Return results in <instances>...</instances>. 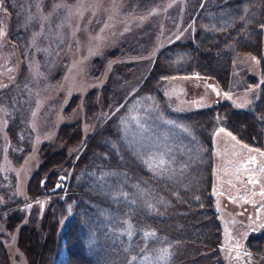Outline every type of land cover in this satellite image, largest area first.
I'll list each match as a JSON object with an SVG mask.
<instances>
[{"label": "rangeland", "instance_id": "rangeland-1", "mask_svg": "<svg viewBox=\"0 0 264 264\" xmlns=\"http://www.w3.org/2000/svg\"><path fill=\"white\" fill-rule=\"evenodd\" d=\"M11 1L19 12L24 50L22 54L9 39L11 14L4 0H0V91L16 86L19 95L31 96L26 129L33 140L24 159L15 160L6 135L8 109L0 105V206L7 203L4 192H9L13 202L20 203L3 212L0 208V242L5 245L7 264H29L17 242L20 229L37 230L43 238L42 225L49 207L55 210L54 217H58V237L75 219L72 205L82 198L83 192H75L71 206L61 201L69 191L70 179L77 175L74 182L80 181V172L74 174L75 166L79 165L77 159L84 150L85 138L96 130L118 131L124 148L160 179L186 188L208 181L205 168L209 158L205 148L193 129L179 118L191 110L212 106L216 100H226L237 108L253 106L264 83V22L260 26L262 51L259 57L240 53L233 44L229 46L232 63L228 90L221 88L213 77L189 71L162 78L160 93L157 90V95H145L144 92L139 94L138 89L149 76L158 51L177 40L193 39L197 31L193 18L208 0H201L199 5L197 0ZM239 3L240 0H212L205 24L207 30L229 27L242 12ZM61 4L66 7H57ZM96 59L100 67L94 69ZM23 65L24 75L17 81ZM253 77L257 82H252ZM30 83L32 88L28 89ZM104 85L114 89L118 101L102 112ZM94 90L97 113L88 118L83 99ZM74 95H79L80 101L72 106ZM74 122L82 126L83 139L71 146L59 143L60 128ZM211 137L210 193L221 233L220 241L213 247L219 257L217 261L220 264H264V256L255 254L246 242L251 233L264 232V195H261L264 192V155H261L264 148L244 143L221 125ZM64 148L67 158L57 155L54 162L59 163L49 171L66 175V187L55 194L49 193L46 202L33 200L37 187L31 182L35 179L38 182L49 173L44 170V155ZM161 155L167 161L163 167H157L155 161L151 166L147 162L150 157ZM253 157L255 163L251 162ZM94 178L104 192L111 195V200L114 193L125 190L124 197L130 204L137 199L149 208L157 205L159 198L148 193L146 181H140L139 187L143 190L139 191L132 178L120 171L102 170ZM250 179L254 182L249 183ZM113 185L119 188L113 189ZM103 202L110 206L106 202H111ZM93 206L96 214L105 209L100 203L97 206L93 202ZM101 215L110 219V215ZM128 224L117 228V239L121 240L123 231L129 230ZM141 226L149 231L145 225ZM61 241L60 238L59 243ZM90 241L94 248L95 243ZM157 243L154 249L130 264H168L174 248L166 243L165 237ZM61 248L56 262L66 257V248ZM161 249L168 250L164 259H158ZM144 257L149 259L145 261Z\"/></svg>", "mask_w": 264, "mask_h": 264}, {"label": "trees", "instance_id": "trees-1", "mask_svg": "<svg viewBox=\"0 0 264 264\" xmlns=\"http://www.w3.org/2000/svg\"><path fill=\"white\" fill-rule=\"evenodd\" d=\"M4 2L11 14L9 39L23 54L25 38L19 27L21 25L19 12L14 9L11 0ZM200 3L201 0H197L196 4ZM211 4L212 0H208L206 4L201 5V10L193 18L197 30L193 39L187 42L177 40L158 51L149 76L138 89L139 94L144 92L145 95L152 93L157 95L158 91L160 93L159 85L162 78L178 73H189V71L213 77L221 88L228 90L231 83L232 63V51L229 50V46L233 44L235 50L240 53L260 56L262 51L260 26L264 22V0H240L238 6L243 8L236 16L237 19L229 27L217 31H210L205 27L207 14L212 9ZM97 59L93 62L94 69L100 67ZM24 68L23 65L17 81L24 75ZM97 72L98 76L100 71L97 69ZM254 81L255 77L252 79V82ZM30 85L28 89L32 88V83ZM113 90L108 85L102 87V112L118 101V95ZM259 92L251 108H237L226 100H216L212 106L191 110L181 115L179 121H183L193 129L201 141L202 148H205L206 157L209 158L205 168L208 181L203 184L196 183L193 188L181 187L160 179L150 172L135 155L124 148L123 142L119 141L118 131L112 130L106 133L99 129L87 136L84 140V150L77 159L79 165L74 169L75 175L76 172H80L78 177L80 181L74 182L77 175L75 179L74 177L70 179L67 186L69 191L61 201L64 205L71 206L76 197L75 192L78 190L83 192L82 198L72 205L75 219L58 237V217H54L55 210L49 207L42 225L43 238L37 230L22 227L17 242L25 252L29 264H130L134 260L133 257H140L154 249L155 244H158L157 240L161 237H165L166 243L174 248L173 257L168 264H220L217 261L218 254L213 248L220 241L221 233L218 213L214 209V201L210 193L211 158L209 156L213 150L211 135L221 125L244 143L264 148V83ZM29 97L19 95L16 86H9L7 90L0 91V105L8 109L6 135L10 141L12 156L18 161L24 159L32 146L33 135L26 129L29 126L28 110L31 96ZM79 98V95L72 96V106L80 101ZM95 98V90L84 96L85 114L88 118H93L97 113ZM109 123L111 121L107 122L108 125ZM82 139L80 125L75 122L64 124L58 132V142L67 146L75 145ZM43 149L44 146L41 150ZM57 155L67 158L68 154L64 148L44 155L45 168H43L49 172L45 188L53 186L58 178L56 172L49 171L59 163L54 162ZM52 162L54 163L51 165ZM43 168L41 173L44 171ZM100 169L124 173L132 178L139 191L143 190L139 187L140 181L148 182V193H153L155 198H159L157 205L149 208L142 202L138 203L137 199H134V204L132 202L130 204L124 197L125 190L114 193V199L111 200V195L106 194L103 189L100 190V186L95 184V178L91 174ZM32 183L37 187L32 195L34 200L42 194L44 187H41V180L37 182L35 179ZM118 188L116 186L115 189ZM4 195L7 203L0 206L2 212L20 204L13 202L7 192H4ZM135 198L139 199L137 195ZM101 199L111 202L109 204L106 202L110 206L104 205ZM93 202H96L97 206L99 203L105 206L104 211L100 210V212L110 215V219L107 220L100 212L93 213L95 208ZM124 223H129V230H124L119 240L115 237V231L121 227L120 225L125 226ZM141 225H145L146 229L148 227L149 231ZM153 230L155 235H145ZM129 232L131 235H128ZM60 238L63 244L62 241L59 243ZM90 239L95 243L94 248L90 246ZM246 242L255 254L264 256L262 251L264 232L251 233ZM62 245L66 248V257L56 262V256L58 251H61L59 249L63 248ZM7 257L5 245L0 242V264H7Z\"/></svg>", "mask_w": 264, "mask_h": 264}, {"label": "bare ground", "instance_id": "bare-ground-1", "mask_svg": "<svg viewBox=\"0 0 264 264\" xmlns=\"http://www.w3.org/2000/svg\"><path fill=\"white\" fill-rule=\"evenodd\" d=\"M82 126L80 125V128H81ZM103 171H107V170H103ZM99 174V173H101V169L100 170H97V171H93V172H91V174H92V176L94 177L96 174ZM46 178L47 177H44V178H42V180H41V187H44V185H45V183H46ZM66 180H67V178L65 179V180H55V183H54V185L53 186H51V187H48V188H43V192H42V194L41 195H39L36 199H34V200H41V202H45L46 201V199L45 198H47V195L49 194V193H53V194H55V192L56 191H58L59 189H61V188H64V187H66V185H65V182H66ZM97 180V179H96ZM96 180H95V182H96ZM109 181H111V180H109ZM58 183V188L55 190V191H51V189H54L55 188V185ZM62 184H63V186H62ZM96 185H99L100 186V184H97V182L95 183ZM115 188H116V186L115 185H113ZM115 188H113V189H115ZM101 189H103V187H101L100 186V190ZM104 191V190H103ZM8 193V195H9V192H7ZM43 199H45V200H43ZM102 201H104V200H102ZM30 204V203H29ZM29 204H27V206H29ZM28 208V207H27ZM119 209V208H118ZM121 209V208H120Z\"/></svg>", "mask_w": 264, "mask_h": 264}, {"label": "snow or ice", "instance_id": "snow-or-ice-1", "mask_svg": "<svg viewBox=\"0 0 264 264\" xmlns=\"http://www.w3.org/2000/svg\"><path fill=\"white\" fill-rule=\"evenodd\" d=\"M57 7H66V5H57ZM229 135H231L229 133ZM233 139H235L233 137ZM246 147V146H245ZM258 151V150H257ZM261 155H264V153H261ZM153 161L156 162V166L157 167H163L167 161L163 158V156L161 155L160 157H150L149 160L147 161L149 163V165L151 166L153 164ZM252 163H255V158H252ZM254 181H252L251 179L249 180V183H253ZM261 195H264V192H261ZM128 235H131V232L128 233ZM145 235H155V233H145ZM161 255L158 257V259H164L167 257L168 255V250L167 249H161L160 250ZM133 259H136V257H133ZM149 259V257H144V260L147 261Z\"/></svg>", "mask_w": 264, "mask_h": 264}, {"label": "water", "instance_id": "water-1", "mask_svg": "<svg viewBox=\"0 0 264 264\" xmlns=\"http://www.w3.org/2000/svg\"><path fill=\"white\" fill-rule=\"evenodd\" d=\"M66 178H67L66 175H62V174L59 175V179L65 180ZM62 186H63V184H62ZM58 187H59V186H58V183H57V184L55 185V188H54V189H51V191H55Z\"/></svg>", "mask_w": 264, "mask_h": 264}, {"label": "flooded vegetation", "instance_id": "flooded-vegetation-1", "mask_svg": "<svg viewBox=\"0 0 264 264\" xmlns=\"http://www.w3.org/2000/svg\"><path fill=\"white\" fill-rule=\"evenodd\" d=\"M57 180H58V178H57Z\"/></svg>", "mask_w": 264, "mask_h": 264}]
</instances>
